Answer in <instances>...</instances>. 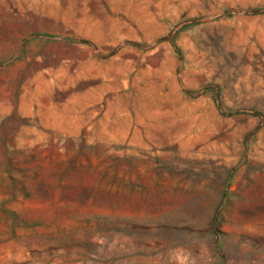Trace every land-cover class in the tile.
Returning a JSON list of instances; mask_svg holds the SVG:
<instances>
[{
  "label": "rangeland",
  "instance_id": "rangeland-1",
  "mask_svg": "<svg viewBox=\"0 0 264 264\" xmlns=\"http://www.w3.org/2000/svg\"><path fill=\"white\" fill-rule=\"evenodd\" d=\"M0 264H264V0H0Z\"/></svg>",
  "mask_w": 264,
  "mask_h": 264
}]
</instances>
